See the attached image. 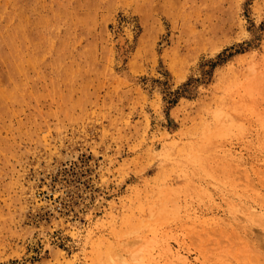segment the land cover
<instances>
[{
	"label": "rangeland",
	"instance_id": "374dc122",
	"mask_svg": "<svg viewBox=\"0 0 264 264\" xmlns=\"http://www.w3.org/2000/svg\"><path fill=\"white\" fill-rule=\"evenodd\" d=\"M0 264H264V0H0Z\"/></svg>",
	"mask_w": 264,
	"mask_h": 264
},
{
	"label": "bare ground",
	"instance_id": "6f19581e",
	"mask_svg": "<svg viewBox=\"0 0 264 264\" xmlns=\"http://www.w3.org/2000/svg\"><path fill=\"white\" fill-rule=\"evenodd\" d=\"M120 36L117 38L119 39ZM122 40V39H121ZM119 41V40H118ZM124 40H122L123 42ZM120 42V44L122 43ZM123 45V44H122ZM129 75V73H128ZM126 76V74H125ZM127 77V76H126ZM131 78V77H130ZM133 78V77H132ZM39 243V239L35 236H33L30 241H29V253H28V256H33L35 254V251H36V247ZM131 255L134 257V258H137L139 255H140V248L139 247H135L133 248V250L131 251Z\"/></svg>",
	"mask_w": 264,
	"mask_h": 264
}]
</instances>
